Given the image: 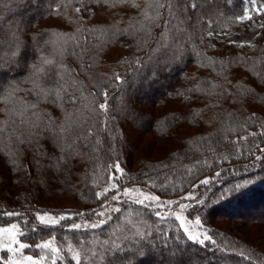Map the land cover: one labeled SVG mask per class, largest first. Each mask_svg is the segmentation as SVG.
<instances>
[{
    "label": "trees",
    "instance_id": "obj_1",
    "mask_svg": "<svg viewBox=\"0 0 264 264\" xmlns=\"http://www.w3.org/2000/svg\"><path fill=\"white\" fill-rule=\"evenodd\" d=\"M137 2L143 7L144 0ZM260 2L258 0L255 7H259ZM214 3L215 14H209L213 31L237 26L241 22L233 23L229 18L234 20L246 8H254L249 0H214ZM78 7L80 13L74 11ZM85 7L89 11H85ZM56 9H60L59 15ZM100 10L103 14L98 15ZM139 17L140 10L130 3L113 7L95 3L82 6L77 0H0V31L7 33L10 26H17L26 33L22 40L27 48L21 65H6L0 71V79L22 80L27 75L24 65L38 63L39 52L30 37L43 32L47 39L66 40L67 52L63 57L56 55L55 64L45 66L46 72L51 69L48 72L50 79H45L49 84L59 81V73L63 71L59 64L67 65L71 72L64 73L65 78H77L82 82L83 97L87 99H79L81 92L69 86L68 93L78 99L75 105L66 103L65 107L80 109L84 117L80 131L87 133L91 129L94 133L89 139L78 142L81 155L72 161L71 171L63 175L46 167L47 158L41 160L37 169L29 163L30 153L20 154L18 167L10 160L3 166L4 156L0 155V224L17 221L22 238L29 242L37 243L48 237L71 238L77 245L88 242L85 246L90 247L93 237L108 239L113 231L117 236L132 235L133 224L140 226L146 221L152 226L153 239L157 242L167 240V247L154 248L155 254L135 256L133 264H170L169 255L162 254L167 253L168 248L181 250L182 258L177 257L178 264H262L264 249L224 224L240 221L264 227V151H261L264 149V100L239 97L237 88V85H246L254 89L258 97H264V81L255 75L264 70V28L251 43L255 47L248 43L239 47V43L226 41L212 43L205 31L207 24L201 23L199 31H189L196 36L203 34L204 40L184 43V53L176 59L171 39L167 42L168 47L157 43L160 27L153 30L152 38L142 49L136 47L139 37L112 35L113 26L126 28L130 20ZM253 17L264 19V15H256L255 10ZM49 18H58L60 24L40 26ZM78 28L81 31L78 32ZM193 44L214 61L238 62L201 67L199 58L192 51ZM110 47L121 48L123 53L110 56L107 51ZM0 49V56L10 54L7 43L0 45ZM51 52V46L45 49L46 55ZM125 57L129 60L139 57L140 64L121 63ZM240 57L244 60L239 61ZM218 72L222 74L217 75ZM115 73L127 83L119 85ZM197 84L213 94L194 91ZM21 86L31 87L29 84ZM103 90L108 92L107 113L103 110L89 112L83 108L88 104L98 109L99 104L105 103L101 95ZM19 95L33 99L27 92ZM68 98L65 94V100ZM42 106L49 111L54 107ZM0 107L4 105L0 104ZM252 113L258 119L245 123ZM53 114L59 116V109ZM3 118L0 113V119ZM253 132L255 136L250 135ZM145 135H150L152 143L139 154ZM245 136L247 140L241 139ZM97 139L100 143H96ZM4 140H8V131L4 133ZM258 156L262 158L256 159ZM116 163L127 174L116 177L119 187L139 184L162 197L188 202V216L200 217L216 244L206 241L205 245H200L189 240L175 219L161 222L155 215L158 210L152 206L136 204L128 198L111 200L113 190L106 197L97 198L95 193L108 186L110 175L118 173L114 167H109ZM25 168L30 175L24 173ZM205 179L210 183L201 184L200 181ZM248 181L252 182L242 191H232L236 184ZM190 193L195 199H182ZM50 197L59 201L58 206L45 205ZM72 202H79L81 207H64ZM115 204L121 211L108 213L111 218L102 228L75 230L70 226L82 218L99 220L94 213ZM40 210L74 212V215L46 226L37 217ZM8 211L21 215L9 217L4 214ZM118 242L129 247L135 243L133 240ZM66 257V264H76L73 257L68 254ZM0 264L3 263L0 261ZM82 264H92V261L85 258Z\"/></svg>",
    "mask_w": 264,
    "mask_h": 264
},
{
    "label": "snow or ice",
    "instance_id": "obj_2",
    "mask_svg": "<svg viewBox=\"0 0 264 264\" xmlns=\"http://www.w3.org/2000/svg\"><path fill=\"white\" fill-rule=\"evenodd\" d=\"M70 2V0H69ZM82 6L90 4H110V6H115L116 4H128L130 3L132 7L140 10V17L133 18L129 21L128 27L119 28L118 26H113L112 35L114 37H119L120 35H127L133 38L139 37L136 43L138 49H142L148 43V40L152 38L153 30L157 27L161 28L159 38L157 43L161 47H168L167 42L169 39L172 40V46L175 47L176 59H179L180 56L184 53L183 45L193 39L204 40V35L201 34L196 36L194 32L189 31V29H196L199 31V25L201 23L207 24L208 28L205 29L208 37L213 36V30H211V25L213 20L210 18L209 14H215V3L214 0H144L143 7L137 0H77ZM230 2V0H227ZM249 3L252 6H256L258 0H249ZM211 6V8H209ZM85 11H89L87 7L84 8ZM76 13L81 12V8H75ZM56 14H60V9H56ZM255 14L260 16L264 15V0H261L260 6L255 7ZM233 23L236 22H245L253 21V15L251 14L250 9H245L242 14L236 15L234 20L230 17ZM163 21V24H161ZM258 27L264 28V22H261ZM81 31V29H77ZM106 32L109 30H105ZM220 35V33H216ZM26 35L19 30L17 26H10L7 33L0 31V45L7 43L9 48L8 56H0V71L4 70L6 65L20 66L27 48L25 46L22 37ZM45 33L41 32L37 36L30 37L34 42V48L39 52L38 63L29 62L24 65L27 70V75L22 80L12 79H0V104H3L4 107H0V113L3 114V119H0V155L4 156L3 166H7L9 160L13 166L18 167V160L20 159V154L30 153L31 157L29 163L33 164L34 168H39L41 160L47 158L48 169H51L54 173L65 174L71 171L72 161L76 157L80 156L79 141L87 140L94 133L91 129L87 130V133L80 131L83 128L82 119L83 113L80 109L68 110L65 105L70 103L75 105L77 103L78 97L68 93V88L71 86L76 91L81 92V97L79 99H87L83 97V88L82 82H79L77 78H65L64 73H70L71 70L68 69L67 65L63 63L59 64V67L63 69L59 73V81L54 84H49L46 77L48 72H46L45 66L53 65L56 63L55 56L59 55L63 57L64 53L67 52L65 45L67 41H58L45 38ZM51 35H59L57 33H52ZM226 35V33H225ZM230 43H237L236 41H230ZM49 46L52 47L51 54H45V49ZM215 47V45H209ZM239 47H244L245 42H240ZM248 46L255 47L251 45L250 42ZM155 48V46H154ZM159 50V49H156ZM2 51V49H0ZM192 51L200 60V66H212L215 64H220L224 66L227 63H236L238 61H214L211 57H207L202 51L197 50V46L193 44ZM72 55H77L75 52H72ZM239 61H243L244 58H238ZM121 63H128L130 65H139L140 58L136 57L135 60H129L126 57L123 58ZM215 70V69H214ZM221 72H218L217 75H221ZM255 75L259 78L260 81H264V70L258 71ZM114 78L119 85L127 83L122 79L119 73L114 74ZM225 80L227 77L225 76ZM230 83V81H229ZM22 84L31 85L30 88H24ZM214 88L215 85H212ZM238 96L244 97L247 96L250 100H264V97H258L255 93V90L246 86V85H237ZM191 91V90H190ZM194 91H207L209 95L213 94L209 89L202 88L200 84H197ZM27 92L33 96L32 100L25 99L20 96L19 93ZM65 94H68V99L65 100ZM223 93H221L222 95ZM101 95L105 99V103L99 104L98 109L90 107L88 104L83 105V108L87 109L89 112H94L98 110H103L104 113H107L109 105L108 92L103 90ZM183 95V93H181ZM231 95V93H229ZM54 106L52 111H49L47 108L42 105ZM59 109L60 115H54L53 112ZM131 115V113H130ZM199 115V113H197ZM231 115V114H230ZM258 119L255 113L247 117L248 121H255ZM105 126H107V120L104 121ZM15 125V127H11ZM243 126V125H241ZM8 131V140L5 142L4 133ZM264 134V133H262ZM250 135L255 136L256 133H250ZM241 139L247 140V137H242ZM96 143H100L97 139ZM239 143V141H236ZM214 151V149H211ZM261 151H264L262 149ZM262 157H256V159H261ZM227 159V157H224ZM205 164L207 161H203ZM119 173V176L125 177L127 174L122 168H120L119 163H116L112 166ZM191 171V169H189ZM24 173L31 174L28 172V169H24ZM217 176L220 173H216ZM116 177L110 175V180H115ZM248 181L245 183L236 184L232 191L239 192L247 187ZM94 184L98 181H93ZM201 184L210 183L209 179L200 181ZM116 189L119 190V185L115 182L108 184L107 187H104L102 191L96 192L95 195L97 198L106 197L108 192ZM123 195L132 200L133 203L155 206L157 209L167 208L169 211L165 214L162 211H156L155 215L160 219L161 222H166L169 219H175L179 222V227L182 229L187 238L197 244L205 245V242L211 244H216V241L213 240L212 236L208 235L207 231L198 232L193 231L196 228H202L203 224L200 217H196L194 223L189 221L188 218L184 215L185 210L189 207L186 204L181 203L180 201H162L161 198L157 195L150 193H145L142 189L139 188H125L123 190ZM120 196L113 195L111 200H119ZM182 199H195V197L190 193L188 196L183 197ZM203 203V201H199ZM175 204L180 211H173L172 205ZM120 212V208H111L106 211H99L94 213L99 216L100 219L85 223L84 225L74 223L71 227L75 230H80L82 227L85 229H98L102 228L108 220L111 218L108 213L110 212ZM5 215L19 216L21 215L18 212L8 211L4 213ZM37 217L41 224L46 226L55 225L59 223L60 220L65 219L64 216L59 217V220L55 217L45 213L43 215L37 214ZM132 223L131 220L128 221ZM22 235L20 226L17 224H11L9 226L0 227V249L6 250L7 252L12 253L11 257L4 259V264H45L46 260H50V264H56V257L60 256L62 249L54 245V239L46 240L40 244L35 245L37 248L46 249L51 253L50 257H40L35 259L32 256H23L22 250L30 247L29 244L22 243L18 236ZM179 239V238H177ZM120 240H133L135 243L129 247L127 244H121L118 241ZM88 242L74 246L72 244L68 245V251L72 254L73 259L76 261V264H82V260L87 258L89 261H92V264H96L99 261V264H104L107 261V264H133V257L135 256H145L150 254H155L153 249L159 247L164 249L167 247V240L157 242L153 239L152 226L148 225L145 221L144 224L136 226L133 224V234L124 235L121 234L117 236L116 232L113 231L108 239L101 240L98 237H93L91 240L90 247L85 245ZM127 253H131L128 255ZM168 254L170 264H178L177 257L181 256V250L178 248L177 251H173L171 248H168ZM241 255H244L241 252ZM264 264V262H262Z\"/></svg>",
    "mask_w": 264,
    "mask_h": 264
},
{
    "label": "rangeland",
    "instance_id": "obj_3",
    "mask_svg": "<svg viewBox=\"0 0 264 264\" xmlns=\"http://www.w3.org/2000/svg\"><path fill=\"white\" fill-rule=\"evenodd\" d=\"M254 10H255V7L253 8V10H251V14L252 15H253V11ZM101 14H103V11H101V10L98 11V15H101ZM106 15H104V16H106ZM261 22H264L263 18H254L253 17V21H245V22L239 23L237 26L232 27V28L227 29V30H224V31H213V36L208 37V38H209V40L212 43H216L218 41H226V42L236 41L237 43L245 42L247 44V43L250 42V44H251V43H253L255 41L257 35L259 34V32L261 30V27H258V25ZM52 24H60L59 19L58 18L46 19V20H44V21H42L40 23V26L41 25H52ZM218 32L220 33V35L216 34ZM225 33H226V35H225ZM114 50L117 51V54L114 52ZM107 51H110V52H108V54H110V56H111V54H113V57L123 53V49L115 48V47H110V50H107ZM180 135H181V133H180ZM149 136L150 135H145L142 138V142H141L140 148L138 150L139 154H141V152L144 151L145 148H148V146L152 143V141L150 142V137ZM118 175H119V173H117L116 175L114 174L112 176L118 177ZM112 182L117 183L115 180L114 181L110 180V183H112ZM125 188H139V189H142L145 193H150V194L159 196L162 201L172 200V201H180L181 203L186 204V205L189 204L188 202L182 201L181 198L162 197V196L158 195L157 193H155V192L149 190L148 188H146V187H144L142 185H139V184L125 185L124 187H119V190L113 189V191H114L113 195H118V196H120V198H128V197H125L123 195V190ZM57 201H55L54 198L50 197L49 200L45 201L46 202L45 205L57 204L56 206H58V202L59 201L58 202ZM146 204H147V202H146ZM64 207L78 208V207H81V204L79 202H72V203H67ZM152 207L156 208L154 205ZM111 208H117V205L115 204V205L109 206L108 209H111ZM108 209L104 208L102 211H107ZM187 209L185 210L184 215L188 218L189 221H192L194 223L195 217H189L188 214H187ZM157 210L158 211H162L165 214H167L168 211H169L167 208H165V209H157ZM172 210L173 211H180V209L175 204L172 205ZM38 213L40 215H43V214L47 213V214L55 217L58 220H59V217H61V216L68 217V216H73L74 215V212L53 213V212H51L49 210H40V211H38ZM93 221H95V220H93ZM93 221L86 220V219L82 218V219H79L78 221H76L74 223L84 225L85 223H89V222H93ZM13 223L19 225V223L17 221H11V222H8V223H5V224H0V227L9 226V225H11ZM74 223H72V224H74ZM72 224H70V226ZM178 224H179V222H178ZM224 225L227 226L229 229H234L235 232H237V233L244 234L246 236V240L247 241H249V242H251L253 244H256V245H258V246H260L261 248L264 249V227H262V228H258L256 226L254 227V226L249 225V224H244V223H242L240 221H232V222L228 221L227 224H224ZM193 231H198V232L207 231L208 235L211 236L209 228H207L204 224H203L202 228H196ZM258 237H261V239L259 241L256 240ZM52 238H54V237H48L46 239L41 240L40 242L33 243V242H29V241L23 239L22 235H19L18 239L22 243H26V244L30 245V247L25 248V249L22 250V255L23 256H32L35 259H39L40 257H50L51 253L48 250H46V249L42 250L40 248H37L35 245L40 244V243H42V242H44L46 240L52 239ZM69 244H72L74 246H78L76 244V242L73 239H71V238H68V240H66V239L59 240L57 238L54 239V245L58 246V247H60L62 249L61 255L56 257V264H60V261H62L63 264H66V258H67L66 255L67 254L72 257V254L68 251V245ZM11 255H12V253L7 252L6 250L0 249V261L3 264H4V259L8 258V257H11ZM45 264H50V260H46Z\"/></svg>",
    "mask_w": 264,
    "mask_h": 264
}]
</instances>
